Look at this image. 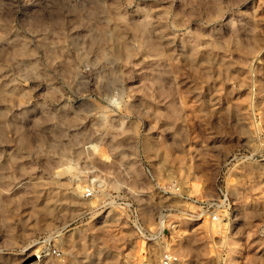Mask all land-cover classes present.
Masks as SVG:
<instances>
[{
    "label": "clouds",
    "instance_id": "9594fccd",
    "mask_svg": "<svg viewBox=\"0 0 264 264\" xmlns=\"http://www.w3.org/2000/svg\"><path fill=\"white\" fill-rule=\"evenodd\" d=\"M236 52L249 111L212 95ZM258 111L264 0H0V264H137L139 241V264H264V198L188 179L195 158L264 183Z\"/></svg>",
    "mask_w": 264,
    "mask_h": 264
},
{
    "label": "rangeland",
    "instance_id": "374dc122",
    "mask_svg": "<svg viewBox=\"0 0 264 264\" xmlns=\"http://www.w3.org/2000/svg\"><path fill=\"white\" fill-rule=\"evenodd\" d=\"M215 89L213 90V97L219 96L223 98L226 93L230 94V98L228 100V107L231 108L232 105H237L241 109L245 111L251 110L254 106L255 97L253 95V81L250 77L249 70L247 68V60L241 59V53L236 52L233 53L230 57L225 59V62L220 64L218 63L215 66ZM216 89L219 92H216ZM257 115L264 116V113L257 112ZM192 150L191 148L189 149ZM180 154H177L179 157ZM192 167V171L195 172V177H189L190 186L193 190V193L197 196H203L205 190H208L211 193L218 194V186L226 187L231 189L233 187H238L241 192L240 194L244 197V203L250 204L252 203L253 197L264 198V183H255L254 177L252 174H248L247 177L238 176L236 174L232 175H223L217 170L221 168V164L219 161L214 162H206L203 165V171H198L195 168L196 160L193 158L190 161ZM180 174L184 175L183 166H180ZM78 189L86 190L85 185H77ZM247 214V213H246ZM97 217L96 219H98ZM112 221H109L110 227L108 231H112L111 227ZM123 228L127 229L128 225H123ZM203 230L204 236H209L212 238L218 237L221 230V222H210L208 217H204L202 219L201 224L198 226ZM150 229H154L155 225H149ZM164 235L169 236V232L167 228L164 229ZM119 236L121 238L127 237V232H120ZM172 242H175V237H170ZM215 243L210 242L207 246V254L209 256L215 254ZM147 250L146 242L139 241L137 243V250L135 252V257L137 264L146 259L144 255ZM171 249H166V251H170ZM127 251V249H126ZM30 253V254H29ZM21 257H27L26 259H21V264H33V261L40 258V250L38 248L29 249L28 252L20 254Z\"/></svg>",
    "mask_w": 264,
    "mask_h": 264
},
{
    "label": "built area",
    "instance_id": "2783aa9c",
    "mask_svg": "<svg viewBox=\"0 0 264 264\" xmlns=\"http://www.w3.org/2000/svg\"><path fill=\"white\" fill-rule=\"evenodd\" d=\"M221 199H223V197H221ZM208 218H209L210 222H212V223L219 222L218 217H210L209 216ZM143 242H145V241H143ZM161 264H163V261H161Z\"/></svg>",
    "mask_w": 264,
    "mask_h": 264
}]
</instances>
